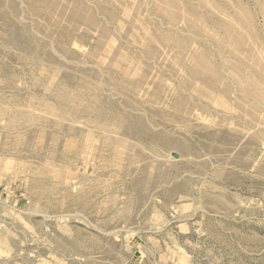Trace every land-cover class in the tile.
Wrapping results in <instances>:
<instances>
[{"label":"rangeland","instance_id":"rangeland-1","mask_svg":"<svg viewBox=\"0 0 264 264\" xmlns=\"http://www.w3.org/2000/svg\"><path fill=\"white\" fill-rule=\"evenodd\" d=\"M263 88L264 0H0V264H264Z\"/></svg>","mask_w":264,"mask_h":264},{"label":"bare ground","instance_id":"bare-ground-1","mask_svg":"<svg viewBox=\"0 0 264 264\" xmlns=\"http://www.w3.org/2000/svg\"><path fill=\"white\" fill-rule=\"evenodd\" d=\"M49 1V0H48ZM51 1V0H50ZM160 1H162V3H163V1L164 0H160ZM46 2V1H45ZM53 2V1H52ZM47 4H49V3H47ZM51 4V3H50ZM75 9V8H74ZM77 10V9H76ZM83 10V9H82ZM80 11V10H79ZM77 12V11H76ZM166 12V11H165ZM78 14H80V15H78L79 16V18L78 19H80V16L82 15L80 12H78ZM85 14V13H84ZM54 15V14H53ZM76 16V15H75ZM74 16V17H75ZM84 16V15H83ZM85 16H86V14H85ZM84 16V17H85ZM59 18V17H58ZM87 18V17H86ZM85 18V19H86ZM88 18H90V17H88ZM77 19V20H78ZM89 20V22H90V19H86V21H88ZM93 20V19H92ZM63 22V21H62ZM95 22V21H94ZM93 22V23H94ZM51 23V22H50ZM90 25H91V23H90ZM93 25V24H92ZM228 29V28H227ZM230 29V28H229ZM229 31V30H228ZM232 32V31H231ZM232 34H234V32L233 33H231V35ZM228 35H229V33H228ZM230 37V36H229ZM230 38H232V37H230ZM221 44V43H220ZM230 44V43H229ZM230 46V45H229ZM225 48V47H224ZM221 50H224V49H221ZM234 52V51H233ZM236 52V51H235ZM224 53V52H223ZM226 53V52H225ZM195 60V59H194ZM183 63V62H182ZM201 63V62H200ZM206 63V62H205ZM177 66V65H176ZM169 70V69H168ZM184 71V70H183ZM193 73V72H192ZM219 75H221V74H219ZM152 76V75H151ZM233 79V78H232ZM52 80V79H51ZM148 81V80H147ZM223 81V80H222ZM48 84V83H47ZM221 84V83H220ZM250 84V83H249ZM255 84V83H254ZM253 84V85H254ZM240 85V84H239ZM256 85V84H255ZM48 86V85H47ZM250 86V85H249ZM257 86H258V84H257ZM240 87H242L241 85H240ZM245 87H247V86H244L243 87V90H245L244 88ZM254 87H256V86H254ZM261 87V86H260ZM145 88V87H144ZM258 88H259V86H258ZM262 88V87H261ZM248 89V88H247ZM246 89V90H247ZM254 89V88H253ZM253 89H251V90H253ZM260 89V88H259ZM264 89V88H263ZM249 90V89H248ZM256 90V89H255ZM62 91V90H61ZM264 91V90H263ZM53 92H54V90H53ZM66 92V91H65ZM64 91H62V92H58V93H55V95L58 97V96H63V97H65V98H71V95H69L68 93H65ZM201 92H204V91H201ZM248 92V91H247ZM249 92H250V90H249ZM254 92V91H253ZM205 93V92H204ZM209 94V93H208ZM80 95V94H79ZM201 95V94H200ZM199 95V96H200ZM156 96V95H155ZM84 97V96H83ZM181 97V96H180ZM202 97V96H201ZM54 98V97H53ZM73 98V97H72ZM71 98V99H72ZM85 98V97H84ZM182 98V97H181ZM204 98V97H203ZM209 98V97H208ZM215 98V97H214ZM254 98V97H253ZM57 98H55V100H56ZM77 99V98H76ZM79 99V98H78ZM86 99V98H85ZM211 99H212V97H211ZM224 99V98H223ZM75 100V99H74ZM84 100V99H83ZM87 100V99H86ZM183 100V99H182ZM213 100V99H212ZM61 101V100H60ZM263 101V100H262ZM59 102V101H58ZM86 102V101H85ZM264 102V101H263ZM16 103V102H15ZM71 103V102H70ZM219 103V102H218ZM76 104V103H75ZM219 105V104H218ZM76 106V105H75ZM78 106V105H77ZM82 106V105H81ZM101 106V105H100ZM20 107V106H19ZM55 107V106H54ZM53 107V108H54ZM63 107H64V104H63ZM165 107V106H164ZM45 108V107H44ZM50 108V107H49ZM48 108V109H49ZM62 108V107H61ZM68 108V107H67ZM71 108H72V106H71ZM83 108V107H82ZM114 108V107H113ZM48 109H46V110H48ZM55 109V108H54ZM75 109V108H74ZM87 109V108H86ZM94 109V108H93ZM18 110H19V108H18ZM72 109H70V111H71ZM109 110V109H108ZM176 110V109H175ZM20 111V110H19ZM53 111V110H52ZM60 111H61V109H60ZM68 111H69V109H68ZM48 112H49V110H48ZM73 112V111H72ZM87 111H85V113H86ZM21 113V112H20ZM84 113V114H85ZM54 114V113H53ZM70 114H72V113H70ZM68 115V114H67ZM97 115V114H96ZM99 115V114H98ZM97 115V116H98ZM176 115H178V113L176 114ZM81 116V115H80ZM83 116V115H82ZM118 116V115H117ZM65 117V116H64ZM71 117V116H70ZM119 118L121 117V116H118ZM66 118V117H65ZM105 118H107V117H105ZM30 119V118H29ZM94 119V118H93ZM114 120H116L117 121V119H115L114 118ZM7 121H8V119H7ZM10 121V120H9ZM70 121H71V119H70ZM96 122V121H95ZM99 122V121H98ZM9 123V122H8ZM18 124V123H17ZM91 124V123H90ZM97 124V123H96ZM6 125V124H5ZM15 125V124H14ZM13 125V126H14ZM107 125V124H106ZM91 127V126H90ZM105 128V127H104ZM134 128V127H133ZM102 130V129H101ZM111 130H114V129H111ZM138 130V129H137ZM142 130V129H141ZM13 131V130H12ZM11 131V132H12ZM18 131H20V130H18ZM121 131V130H120ZM92 132V131H91ZM100 132V131H99ZM103 132H105V131H103ZM109 132V131H108ZM118 132V131H117ZM142 132V131H141ZM9 133V132H8ZM13 133V132H12ZM16 133H17V131H16ZM19 134V133H18ZM105 134V133H104ZM110 134V133H109ZM108 134V135H109ZM119 134H120V132H119ZM79 135H80V133H79ZM102 135V134H101ZM118 135V134H117ZM77 136V135H76ZM114 136V135H113ZM120 136V135H119ZM137 136V135H136ZM21 137V136H20ZM79 137V136H78ZM86 137H87V135H86ZM89 137H90V135H89ZM106 137V136H105ZM88 138V137H87ZM114 138V137H113ZM120 138V137H119ZM18 139H20V138H18ZM88 139H90V138H88ZM123 139V138H122ZM72 140V139H71ZM82 140V139H81ZM95 140V139H94ZM124 141V140H123ZM123 141H121V139L119 140V139H115V140H113V139H110V137H107V138H105V141H104V144L106 145V146H108L109 148H112L113 147V149L114 150H120V149H123L124 148V142ZM75 142V141H74ZM82 142V141H81ZM78 143V142H77ZM88 143V142H87ZM68 144H70V145H73V142H71V143H68ZM89 144V143H88ZM102 144V143H101ZM76 145V144H75ZM78 145V144H77ZM80 145V144H79ZM82 145V144H81ZM131 145V144H130ZM86 146V145H85ZM84 146V147H85ZM88 146V145H87ZM132 146V145H131ZM129 148V147H128ZM68 149H70V147L68 148ZM73 149H75V147L73 148ZM81 149V148H80ZM126 149V148H125ZM129 149H131V148H129ZM71 150H72V148H71ZM128 150V149H127ZM69 151V150H68ZM105 151V150H104ZM125 152V151H124ZM123 152V154L125 155V153ZM129 152V151H128ZM56 153V152H55ZM58 153V152H57ZM122 154V155H123ZM121 155V154H120ZM129 155V154H128ZM112 156H113V154H112ZM126 156V155H125ZM53 157H54V155H53ZM66 157V156H65ZM130 157V156H129ZM70 158V157H69ZM110 158V157H109ZM121 158H123V157H121ZM127 159H129V160H131L132 158H128V157H126ZM53 159V158H52ZM104 159V158H103ZM112 159H114V158H112ZM111 159V160H112ZM5 160V159H4ZM128 160V161H129ZM70 161V160H69ZM104 162V161H103ZM111 163V162H110ZM113 163V162H112ZM105 166V165H104ZM107 166H110V165H108L107 164ZM54 168V167H53ZM57 171L58 170H56V173H57ZM54 172H55V170H54ZM97 174V173H96ZM59 176V175H58ZM55 177V176H54ZM57 177V176H56ZM59 178V177H58ZM95 188V187H94ZM93 188V189H94ZM85 192V191H84ZM86 195V194H85ZM83 204V203H82ZM83 206V205H82Z\"/></svg>","mask_w":264,"mask_h":264}]
</instances>
